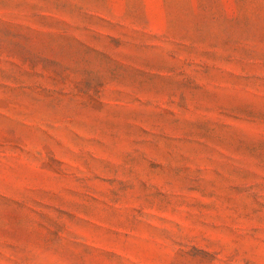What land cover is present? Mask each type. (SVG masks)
<instances>
[{
    "label": "rangeland",
    "instance_id": "374dc122",
    "mask_svg": "<svg viewBox=\"0 0 264 264\" xmlns=\"http://www.w3.org/2000/svg\"><path fill=\"white\" fill-rule=\"evenodd\" d=\"M0 264H264V0H0Z\"/></svg>",
    "mask_w": 264,
    "mask_h": 264
}]
</instances>
